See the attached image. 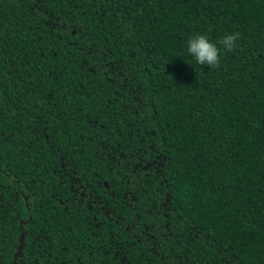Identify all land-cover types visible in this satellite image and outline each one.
Masks as SVG:
<instances>
[{"label": "trees", "instance_id": "obj_1", "mask_svg": "<svg viewBox=\"0 0 264 264\" xmlns=\"http://www.w3.org/2000/svg\"><path fill=\"white\" fill-rule=\"evenodd\" d=\"M0 264H264V0H0Z\"/></svg>", "mask_w": 264, "mask_h": 264}, {"label": "clouds", "instance_id": "obj_2", "mask_svg": "<svg viewBox=\"0 0 264 264\" xmlns=\"http://www.w3.org/2000/svg\"><path fill=\"white\" fill-rule=\"evenodd\" d=\"M239 33L226 34L221 44L224 49L231 50L238 40ZM187 53L196 63L215 67L219 63V49L206 34H195L187 40Z\"/></svg>", "mask_w": 264, "mask_h": 264}]
</instances>
